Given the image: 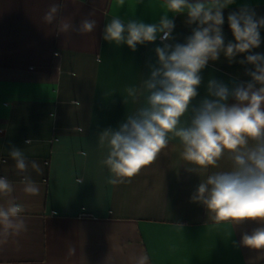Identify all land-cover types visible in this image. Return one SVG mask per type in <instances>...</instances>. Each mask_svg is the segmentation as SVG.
<instances>
[{
	"label": "crops",
	"instance_id": "0c3cea01",
	"mask_svg": "<svg viewBox=\"0 0 264 264\" xmlns=\"http://www.w3.org/2000/svg\"><path fill=\"white\" fill-rule=\"evenodd\" d=\"M60 2L62 14L76 25L95 19L94 32L57 35L55 25L42 17L50 4ZM163 2L0 0V160L8 161L0 164V176L13 182L27 223L25 233L0 246V264H134L132 258L142 253L149 264H253L255 251L240 241L264 225L244 221L230 230L190 199L208 175L230 166L227 155L216 167L189 172L181 146L171 142L130 183L115 185L101 164L107 149L99 145L100 134L117 128L139 106L131 98L125 103V89L150 75L155 48L162 46L157 39L133 52L105 41L104 28L113 16L125 23H158ZM243 4L264 16V0H236L224 10L226 43L233 40L227 16ZM168 15L175 21L170 43H184L195 25H187L183 15ZM260 34L255 53H264V29ZM240 59L244 54L235 61ZM235 61L223 55L209 61L192 103L208 97L210 79L229 88L250 81L246 69L252 66ZM13 146L43 168V174L29 169L39 195L23 193L22 175L8 155ZM70 245L76 253L68 257Z\"/></svg>",
	"mask_w": 264,
	"mask_h": 264
},
{
	"label": "clouds",
	"instance_id": "9594fccd",
	"mask_svg": "<svg viewBox=\"0 0 264 264\" xmlns=\"http://www.w3.org/2000/svg\"><path fill=\"white\" fill-rule=\"evenodd\" d=\"M236 0H164L163 14L158 23L145 24L139 20L125 23L113 16L106 24L103 39L116 46L127 45L133 52L138 45L153 43L157 61L150 66V75L138 85L126 87L128 98L139 106L117 128L106 129L99 136V145L107 149L101 161L110 173L111 184L130 183L141 170L155 162L171 142L182 148L180 157L189 172H197L227 155L230 166L208 175L191 196L202 204L217 223H225L230 230L244 221L264 225V53H255L261 46L264 16H259L250 4H243L227 16L233 40L225 42L224 10ZM123 6L124 0H118ZM63 2L52 3L42 19L55 25L57 35L85 36L93 33L95 19L83 18L78 25L62 12ZM173 17L183 15L192 33L184 43H170L175 38ZM92 13L89 14L91 16ZM244 59L235 61L238 55ZM223 55L229 63L251 65L246 69L250 81L238 82L229 88L221 80L210 79L208 97L193 104L202 82L201 72L209 61ZM96 62L101 63L100 56ZM233 101L229 103V101ZM31 144V140H26ZM14 167L22 175V191L28 196L40 193L39 184L29 169L43 174L35 160L15 146L8 152ZM0 160V164H7ZM15 186L7 176H0V246L27 231L25 206L17 201ZM240 244L256 255L253 264L264 260V226L251 234L245 233ZM70 245L67 256L75 255ZM134 264H149V256L142 253L132 258Z\"/></svg>",
	"mask_w": 264,
	"mask_h": 264
}]
</instances>
